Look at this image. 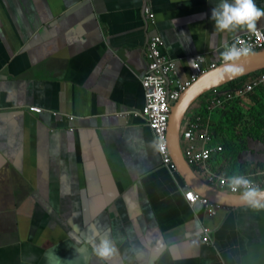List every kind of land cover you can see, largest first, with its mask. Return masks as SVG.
Returning <instances> with one entry per match:
<instances>
[{"label": "crops", "instance_id": "0c3cea01", "mask_svg": "<svg viewBox=\"0 0 264 264\" xmlns=\"http://www.w3.org/2000/svg\"><path fill=\"white\" fill-rule=\"evenodd\" d=\"M216 2L0 0V264H264V208L224 206L210 217L190 206L191 189L163 165L139 115L150 37L160 35L175 61L171 90L197 57L218 62L246 32H214ZM258 101L264 86L237 106L247 113ZM224 109L211 115L214 135ZM238 140L235 158L224 150L206 164L211 172L225 175L234 159L244 174L264 170V142ZM104 239L114 248L108 259L94 251Z\"/></svg>", "mask_w": 264, "mask_h": 264}, {"label": "built area", "instance_id": "2783aa9c", "mask_svg": "<svg viewBox=\"0 0 264 264\" xmlns=\"http://www.w3.org/2000/svg\"><path fill=\"white\" fill-rule=\"evenodd\" d=\"M145 15L151 24L155 23V14L149 5L145 6ZM257 29L259 35L246 31L236 36L232 43L236 40L244 41L245 44L251 45L253 53L264 50V29ZM232 43L228 45L230 46ZM163 48L164 42L160 35L155 34L149 38L146 49L148 59L147 71L141 79L145 104L139 115L153 132L163 165L169 171L175 172L176 167L169 151L167 134L172 106L191 83L208 70L216 68L219 64H223V61L220 58L218 62L205 66L204 56L197 57L193 64L194 71L188 81L181 82L175 80L176 87L170 90L168 85L171 81L170 77L176 74V66L175 61L163 51ZM261 86H264V70L256 72V74H250L247 83L233 90L223 88V86L209 91L205 112L197 114L189 121H186V127L182 130L181 144L185 160L195 172L197 167L202 168L207 178V184L223 193L239 195L242 194L243 189L241 188L237 192H233L227 183L231 177L213 173L206 166L214 156L223 151V147L214 142V133L210 127L211 115L218 109L224 108L227 103L245 97ZM29 108L36 112L44 111V108L38 105H32ZM52 114L54 116L61 115L63 119L64 117L66 119H74V116L68 113L52 111ZM161 143L164 145L162 151L159 148ZM239 176L250 180L253 187H257L260 190L264 189V170H259L254 174ZM185 199L190 206L196 204L202 205L210 217L215 216L219 210L224 208V205L203 197L193 190L185 193ZM211 232L210 228L203 227L201 235L203 243H212Z\"/></svg>", "mask_w": 264, "mask_h": 264}, {"label": "water", "instance_id": "95a60500", "mask_svg": "<svg viewBox=\"0 0 264 264\" xmlns=\"http://www.w3.org/2000/svg\"><path fill=\"white\" fill-rule=\"evenodd\" d=\"M221 66L222 64H219L216 68L208 70L199 76L181 93L179 99L172 106L167 131L168 147L177 173L191 190L224 206L242 207L248 204L241 201V194H226L208 185L187 163L182 151L181 133L184 119L192 104L213 89H218L237 79L264 70V50L254 52L253 55L239 61L238 66L243 68L242 75L235 77L226 75L222 78L220 73ZM261 191H264V189Z\"/></svg>", "mask_w": 264, "mask_h": 264}, {"label": "clouds", "instance_id": "9594fccd", "mask_svg": "<svg viewBox=\"0 0 264 264\" xmlns=\"http://www.w3.org/2000/svg\"><path fill=\"white\" fill-rule=\"evenodd\" d=\"M261 18H264V8L259 7L255 0H217L211 10L214 32L217 33L246 30L259 35L257 23ZM253 54L251 45L245 44L244 41L236 40L230 46L226 44L221 52L223 61L220 68L221 77L242 75L243 68L238 66L239 61ZM159 148L162 151L164 145L161 143ZM227 183L233 192L243 189L241 201L254 209L264 208V191L253 187L250 180L242 176H234L229 178ZM94 251L101 259H108L113 255L114 248L107 239H104L98 245H94Z\"/></svg>", "mask_w": 264, "mask_h": 264}, {"label": "trees", "instance_id": "16d2710c", "mask_svg": "<svg viewBox=\"0 0 264 264\" xmlns=\"http://www.w3.org/2000/svg\"><path fill=\"white\" fill-rule=\"evenodd\" d=\"M248 76L237 79L223 88L235 89L240 87ZM205 95L208 97V93ZM221 112L222 117H220L214 125L215 138L224 136L223 141L220 143L216 142L217 145L223 147V151L220 153H224V150H227L231 154L232 159L235 158L237 153L240 152V149L242 148L238 140L241 136H250L256 139L260 138L264 142L263 102L258 101L252 109H250L247 113H244L238 108L236 99L227 103L225 105V109ZM249 124L250 126H248ZM246 171V168L243 165L239 166L238 162L234 159L227 167L225 175L234 177L242 175Z\"/></svg>", "mask_w": 264, "mask_h": 264}, {"label": "rangeland", "instance_id": "374dc122", "mask_svg": "<svg viewBox=\"0 0 264 264\" xmlns=\"http://www.w3.org/2000/svg\"><path fill=\"white\" fill-rule=\"evenodd\" d=\"M208 101V98L206 95H203L202 97H200L196 102H194L192 104V106L189 108L188 110V114L190 113H194V112H197L199 109H201L202 107L204 108L205 104L207 103ZM198 105H201V106H198ZM217 115H215L216 117ZM186 119V118H185ZM186 127V121H184V124H183V129Z\"/></svg>", "mask_w": 264, "mask_h": 264}]
</instances>
